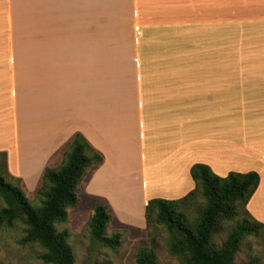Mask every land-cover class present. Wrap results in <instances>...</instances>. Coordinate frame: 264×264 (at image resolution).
Segmentation results:
<instances>
[{
    "label": "crops",
    "instance_id": "crops-1",
    "mask_svg": "<svg viewBox=\"0 0 264 264\" xmlns=\"http://www.w3.org/2000/svg\"><path fill=\"white\" fill-rule=\"evenodd\" d=\"M226 51L252 58L264 100V0H0L9 172L35 190L82 133L104 155L83 192L126 226L193 190L196 163L258 171L247 207L264 223V111H225Z\"/></svg>",
    "mask_w": 264,
    "mask_h": 264
},
{
    "label": "trees",
    "instance_id": "trees-1",
    "mask_svg": "<svg viewBox=\"0 0 264 264\" xmlns=\"http://www.w3.org/2000/svg\"><path fill=\"white\" fill-rule=\"evenodd\" d=\"M2 157V158H1ZM104 161V155L82 134L77 133L63 150L58 167L47 166L42 182L35 190L38 205L26 193L21 177L8 170L7 154L0 152V225L22 223L25 235L21 243H37L43 248L40 258L47 264H75L69 243L71 232L60 228L68 223L70 209L81 201V185L92 167ZM196 183L193 190L177 199L156 197L146 205V230L153 242L162 226L168 233V249L183 264H235L242 244L249 238L264 239V223L256 219L247 205L259 187L258 171H231L220 176L204 163L191 168ZM11 178V179H10ZM88 226L93 240L116 249L122 233L108 235L114 214L106 201H96ZM235 222L227 239L218 245L217 232L225 222ZM138 264H161L152 246H141Z\"/></svg>",
    "mask_w": 264,
    "mask_h": 264
},
{
    "label": "rangeland",
    "instance_id": "rangeland-1",
    "mask_svg": "<svg viewBox=\"0 0 264 264\" xmlns=\"http://www.w3.org/2000/svg\"><path fill=\"white\" fill-rule=\"evenodd\" d=\"M235 54L236 51L225 52L226 62L235 66L232 69L225 68V96L229 97V99H225V111H264V100L255 101L252 99V58L248 54L247 57H243L245 61H248V66L243 68L239 66L240 62H237L239 59L233 57ZM61 163L62 160L52 167H58ZM41 182L42 179L39 185ZM20 183L33 200L32 203L38 205V201L34 200L36 189H27L24 181ZM80 194L81 201L76 207L70 209L68 223L60 226V228H68L71 232L69 243L74 250L75 264H138L136 258L138 248L152 245L158 253L161 264H183L177 256L170 253L168 249L169 236L162 226L153 242L146 229L126 226L114 220L108 228V235H112L115 231L122 233V244L118 248L111 249L93 240L88 222L93 212L94 203L87 200L82 185ZM3 205V200L0 197V208ZM234 225V221L225 222L215 236L218 245L227 239ZM24 235L25 227L20 222L12 227L0 225V264H47L39 257L43 252L42 247L37 243H21ZM235 264H264V239L258 240L249 237L242 244Z\"/></svg>",
    "mask_w": 264,
    "mask_h": 264
}]
</instances>
